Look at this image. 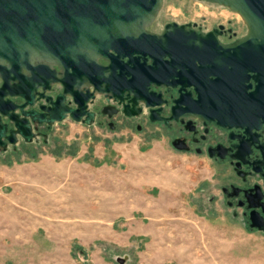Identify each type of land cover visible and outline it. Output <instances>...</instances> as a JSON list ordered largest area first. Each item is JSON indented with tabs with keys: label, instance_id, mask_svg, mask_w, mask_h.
Masks as SVG:
<instances>
[{
	"label": "rangeland",
	"instance_id": "1",
	"mask_svg": "<svg viewBox=\"0 0 264 264\" xmlns=\"http://www.w3.org/2000/svg\"><path fill=\"white\" fill-rule=\"evenodd\" d=\"M118 136L66 119L0 149V264H264V234L209 203L205 162Z\"/></svg>",
	"mask_w": 264,
	"mask_h": 264
},
{
	"label": "flooded vegetation",
	"instance_id": "2",
	"mask_svg": "<svg viewBox=\"0 0 264 264\" xmlns=\"http://www.w3.org/2000/svg\"><path fill=\"white\" fill-rule=\"evenodd\" d=\"M172 4L177 13L170 4L166 12L174 17L161 9L145 27L159 40L132 56L158 81L137 82L125 74L127 85L117 90L121 97L95 93L87 101L94 122L81 124L96 126L102 135L120 133L118 140L161 142L173 154L205 162L209 203L228 208L249 226L252 210L264 220V57L257 42L247 41V24L228 7L206 0ZM79 90L85 94L92 87ZM61 91L55 84L48 94L55 99ZM64 102L78 107L70 94ZM44 103L37 96L25 110L40 112Z\"/></svg>",
	"mask_w": 264,
	"mask_h": 264
},
{
	"label": "water",
	"instance_id": "3",
	"mask_svg": "<svg viewBox=\"0 0 264 264\" xmlns=\"http://www.w3.org/2000/svg\"><path fill=\"white\" fill-rule=\"evenodd\" d=\"M228 7L249 28L247 41L264 57V0H206ZM163 0H0V149L46 140L56 123L71 119L92 125L87 101L95 93H117L136 81H158L133 58L159 37L145 27ZM127 57L125 64L121 58ZM99 58L107 60L103 65ZM132 69L126 70L124 66ZM135 67H139L135 70ZM132 81V80H130ZM148 82V83H149ZM62 88L55 99L48 93ZM82 85L92 90L82 93ZM66 94L78 104L71 109ZM44 99L41 111L25 110ZM82 97V98H80ZM20 99L23 103H17ZM19 111V112H17ZM126 111V110H125ZM44 125L47 131H42ZM250 205L249 207H251ZM251 211L250 228L264 232V220ZM118 262L124 258L118 257Z\"/></svg>",
	"mask_w": 264,
	"mask_h": 264
},
{
	"label": "crops",
	"instance_id": "4",
	"mask_svg": "<svg viewBox=\"0 0 264 264\" xmlns=\"http://www.w3.org/2000/svg\"><path fill=\"white\" fill-rule=\"evenodd\" d=\"M48 174L52 176V175H56V172H52V173H48ZM118 190H119V188L113 187V191L111 192V195L108 196V197H105V199L107 201H110V204L109 205L117 206V204H119L122 201L121 199H123L125 201H128L129 200L128 198H129L130 195H128V194H126V195H118ZM33 192H34V190H33ZM32 198L34 200V196H32ZM49 200L50 199L48 197V201ZM43 214H45V212Z\"/></svg>",
	"mask_w": 264,
	"mask_h": 264
},
{
	"label": "bare ground",
	"instance_id": "5",
	"mask_svg": "<svg viewBox=\"0 0 264 264\" xmlns=\"http://www.w3.org/2000/svg\"><path fill=\"white\" fill-rule=\"evenodd\" d=\"M197 236H199V238H196V240H195L191 245H193L194 243H196L197 240L202 239V236H201V235H198V234H197ZM185 243H188V241H186ZM217 244H218V241H217V240H213V242H211V247H212V248H215ZM191 245H190V246H191ZM219 245H220V243H219ZM185 247H186V246H185ZM187 247H188V246H187Z\"/></svg>",
	"mask_w": 264,
	"mask_h": 264
}]
</instances>
